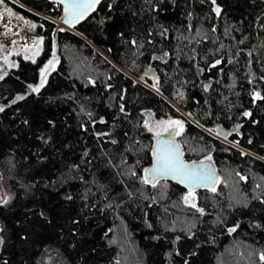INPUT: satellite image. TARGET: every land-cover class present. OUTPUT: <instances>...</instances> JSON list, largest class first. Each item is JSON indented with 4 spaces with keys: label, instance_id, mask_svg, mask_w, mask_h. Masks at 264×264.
Returning <instances> with one entry per match:
<instances>
[{
    "label": "trees",
    "instance_id": "obj_1",
    "mask_svg": "<svg viewBox=\"0 0 264 264\" xmlns=\"http://www.w3.org/2000/svg\"><path fill=\"white\" fill-rule=\"evenodd\" d=\"M18 1L44 44L0 80V264H264V0H217L219 16L211 0H101L70 27ZM146 112L181 118L186 159L211 156L196 208L143 183Z\"/></svg>",
    "mask_w": 264,
    "mask_h": 264
},
{
    "label": "snow or ice",
    "instance_id": "obj_2",
    "mask_svg": "<svg viewBox=\"0 0 264 264\" xmlns=\"http://www.w3.org/2000/svg\"><path fill=\"white\" fill-rule=\"evenodd\" d=\"M2 2V0H0ZM64 4V16L61 18L64 23L69 25H74L75 23H79L83 20L86 15L93 11L96 6L101 2V0H61ZM211 3L215 5L213 11L217 16L220 15L222 9L217 5V0H211ZM9 16L12 15L11 11L8 12ZM2 17V14H0ZM27 23V22H26ZM35 27V25H32ZM63 31V29H61ZM214 31V29H213ZM43 40L42 37L37 38L34 41L33 47H36ZM135 44V41H132ZM39 52L36 51L33 56H25V59H32L34 62L35 55H38ZM7 61V57L4 58ZM55 58L49 60L48 63L40 70V81L38 85H28L31 89L32 93H39L40 90L45 86L47 81V75L51 68L55 65ZM221 63L220 60H217L212 67L219 65ZM15 65H9V67H14ZM7 75V73H4ZM4 75H0V80L4 78ZM155 87V85H154ZM254 99H264V96H261L259 92L253 94ZM17 100H23V96H18ZM16 101H13L15 103ZM4 111V107H0V112ZM123 111V107L121 108ZM245 116L251 115L249 112L244 113ZM147 124V121L145 122ZM158 127H163V131L169 132L170 136H178L181 134L184 128L183 121L181 120H161L157 122ZM151 130V129H149ZM211 131V130H210ZM161 133L159 131L156 132L157 138H159ZM115 143V141H113ZM152 155L155 158L153 167L151 169H144L145 175L142 180L143 183L149 184L151 183L153 187L156 186V183L160 179H167L171 176L173 179H179L180 183L187 184L188 186V194L183 197L184 202L186 204H191V207L196 208V204L193 202L195 199V188L204 187L209 189L212 192L216 191L215 184L218 182V177L215 176L214 172L205 171L203 169H196L194 165L190 166L186 164L181 159V153L178 147L175 145L174 141L169 140H159L158 146L153 149ZM207 160H211V156L206 157ZM203 163V162H201ZM135 175V173H132ZM243 179V177H241ZM70 199V197H69ZM8 201L5 199L2 203H7ZM199 212H203V209H197ZM235 228L230 229L229 231H235ZM2 231V229H0ZM4 243L3 238L0 237V245ZM260 259L264 261V254L260 255Z\"/></svg>",
    "mask_w": 264,
    "mask_h": 264
},
{
    "label": "rangeland",
    "instance_id": "obj_3",
    "mask_svg": "<svg viewBox=\"0 0 264 264\" xmlns=\"http://www.w3.org/2000/svg\"><path fill=\"white\" fill-rule=\"evenodd\" d=\"M10 1H13L19 4L20 6L24 8L30 9V7H27L25 4L21 3L18 0H9V1L2 0V2H0V14H2V17H0V75H4V73H6L10 68H13V67H9V65L16 66L20 58L25 59V56L31 57L36 51H38L40 54L43 49V44H44L43 35L41 31H39L36 28L34 20L30 18L28 15H26L25 13H23L22 11L15 8L10 3ZM9 10L12 13L11 16H9L8 14ZM61 15H62V12H61ZM52 19L57 24H61L60 21H58V17H54ZM32 25H35V27H32ZM40 37L43 38L42 42L39 43L36 47H33L34 41H36L37 38H40ZM38 55H35L34 59ZM5 57H7V61H5L4 59ZM53 58H55V61H56L54 65L55 67L58 63L59 55H58V52L56 50V46L54 43H53V47L51 50V54L48 56V58L45 60V62L42 64V66L39 69L38 81L30 85H33V86L38 85L40 78H41L40 70L44 68V66L48 63V61L52 60ZM29 60H32V59H29ZM28 90H30L29 87H28ZM23 94L24 93L16 94L13 100H15L18 96H22ZM0 107H2V105H0ZM169 119L181 120V118H179L178 116H172V115H167L164 117L157 118V117H154L152 113L146 112L144 114L143 127L154 138L156 137L157 131H159L161 134L167 133L163 131V127L157 126V122L161 120H169ZM146 121H147V124L145 123ZM187 194H188V191L186 190L184 197ZM5 198H6V195L3 193L2 189L0 188V202L3 201Z\"/></svg>",
    "mask_w": 264,
    "mask_h": 264
},
{
    "label": "water",
    "instance_id": "obj_4",
    "mask_svg": "<svg viewBox=\"0 0 264 264\" xmlns=\"http://www.w3.org/2000/svg\"><path fill=\"white\" fill-rule=\"evenodd\" d=\"M35 1H37V0H35ZM47 1L52 2V3L57 4V5L60 6L61 12H62V15L60 17V23L62 25H64V26H66V27L72 26V25H69V24L64 23L63 20L61 19L64 16V4L61 2V0H47ZM139 79H142V76H140ZM158 139L159 140H169V139L173 140L174 143H175V145L178 147L180 153L182 154L181 155V159L186 164H188L190 166L194 165L196 169H203L205 171L214 172L215 176L218 177V172L216 170V167H215L214 163L211 160H207L206 158L205 159H199V160H189V159H186L185 156H184L183 148H182V146H181V144H180L177 136H170V133L169 132H167L165 134H161L159 138H157V136L153 138L152 145H151V158H150V162H149V164L144 169H151L153 167L155 158L152 155V152H153V149L158 146ZM201 162H203V163H201ZM144 169H143V176L145 175ZM165 180L172 181L175 184L179 185L180 187L184 188L185 190L189 191L187 184L180 183L179 182V179H173L171 176H169ZM217 183L215 184V187L217 186ZM149 184H151V183H149ZM200 189H204V187H197V188H195V192L198 191V190H200ZM232 228H234V227L233 226H230L228 229L230 230ZM230 232H233V231H230Z\"/></svg>",
    "mask_w": 264,
    "mask_h": 264
}]
</instances>
